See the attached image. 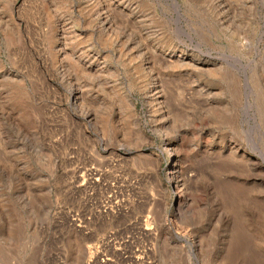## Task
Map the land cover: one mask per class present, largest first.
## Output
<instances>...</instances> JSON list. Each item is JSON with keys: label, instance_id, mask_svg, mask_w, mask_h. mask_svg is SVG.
I'll list each match as a JSON object with an SVG mask.
<instances>
[{"label": "rangeland", "instance_id": "obj_1", "mask_svg": "<svg viewBox=\"0 0 264 264\" xmlns=\"http://www.w3.org/2000/svg\"><path fill=\"white\" fill-rule=\"evenodd\" d=\"M101 258L264 264V0H0V264Z\"/></svg>", "mask_w": 264, "mask_h": 264}, {"label": "built area", "instance_id": "obj_2", "mask_svg": "<svg viewBox=\"0 0 264 264\" xmlns=\"http://www.w3.org/2000/svg\"><path fill=\"white\" fill-rule=\"evenodd\" d=\"M63 206H59L58 208H56V215L58 213H63V215L67 218L68 224L70 225V227H72L73 229L79 231V232H88L89 228L88 225L86 224L85 221H82V217L80 214L75 213V211L72 209V207L70 206L68 209L71 210V214L67 213V212H63ZM107 213L110 216H114L116 213H113L111 211H107ZM108 214H106L108 216ZM117 237V232L116 231H109V233H106L105 235L102 236L101 239H99V245L98 248L95 249V251H97V255L99 254H103V251L106 249V247L111 244L113 241L116 240ZM92 253V252H91ZM109 259V258H108ZM88 264H96L93 263L92 261ZM98 264H110L107 260H105V258H101L99 259Z\"/></svg>", "mask_w": 264, "mask_h": 264}, {"label": "bare ground", "instance_id": "obj_3", "mask_svg": "<svg viewBox=\"0 0 264 264\" xmlns=\"http://www.w3.org/2000/svg\"><path fill=\"white\" fill-rule=\"evenodd\" d=\"M116 13V12H115ZM127 17V16H126ZM129 17V16H128ZM133 22V21H132ZM209 31V30H208ZM153 50V49H152ZM158 52V51H157ZM159 54V53H158ZM157 55V54H156ZM161 55V54H160ZM157 57V56H156ZM162 58V57H161ZM168 60V59H167ZM211 66V65H210ZM74 94H76V92L74 91ZM78 96V95H77ZM75 98H76V100L79 98V96H78V98L76 97V95H75ZM79 100V99H78ZM168 154V153H167ZM167 158H169V157H167ZM143 163V162H142ZM145 163V162H144ZM174 171V170H173ZM170 174L172 175V177L170 178V181L171 182H174L173 183V186L175 185V187H176V189H177V193H178V191H180L179 189V187H180V184H179V180H178V178L176 177V174H174V172H170ZM179 176V175H178ZM183 185V184H182ZM77 256V255H76ZM75 261V260H74ZM81 261V260H80ZM77 262V261H76ZM82 262V261H81Z\"/></svg>", "mask_w": 264, "mask_h": 264}]
</instances>
